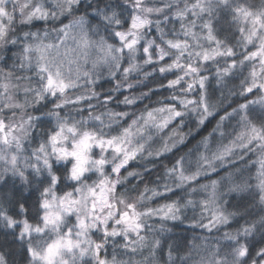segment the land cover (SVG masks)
I'll list each match as a JSON object with an SVG mask.
<instances>
[{
  "label": "clouds",
  "instance_id": "clouds-1",
  "mask_svg": "<svg viewBox=\"0 0 264 264\" xmlns=\"http://www.w3.org/2000/svg\"><path fill=\"white\" fill-rule=\"evenodd\" d=\"M203 2L211 11L206 10L199 18H193L196 31L206 35L201 25L210 23L221 46L224 49L231 47L235 55L232 58L217 57L202 64L208 78L205 88L201 90L194 86L187 91L166 89L162 83L163 74L147 62L139 46L132 52L115 51L121 44L114 38V32L118 28L124 30V21L130 18V13L146 15L143 7L137 8V0H0V8L11 17L7 35L0 37V122L5 126L0 132V264H38L30 254H25L24 249L31 245L42 251L49 243L67 238L68 233L80 247L63 248L55 264H98L97 244L101 245L103 253L99 259H104L107 264H217V260L223 264H264V258L259 254L264 248V203L251 194L243 197L235 194L233 200V194L225 189L223 200L232 202L229 211L235 213L230 218L231 227L217 224L211 229L205 228L208 213H201L198 198L191 196L187 184L174 197L179 207L177 219L163 220L158 213L141 216L145 227L140 235L146 238L144 241L138 242L132 233L126 236L123 226L116 224L118 210L124 211L128 203L143 212L167 202L178 183L175 174L170 175L168 169L176 160L183 159L186 172L195 170L198 153L203 151L200 142L211 132L217 114H222L224 109L232 111L239 102L248 103L264 96L261 91L246 101L239 95V82L248 77L253 62L239 64L251 45L244 44L238 28L246 26L238 24L233 14L237 6L264 12V0ZM25 3H40L50 14L46 20H27L30 8H23ZM145 3L154 11L139 33L141 43H162L161 33L171 38L182 37L180 23L173 14L190 0H145ZM68 25H71L67 29L69 38L59 49L57 62L63 61V78L73 86L63 94L57 92L54 95L45 89L46 74L38 70V57L29 54L30 59L22 58L23 45L30 40L24 34L35 32L46 43H58L63 36L61 29ZM82 34L91 42L87 49L78 46ZM101 40L112 45L115 59H103L104 53L98 47ZM200 44L215 47L203 37ZM65 47L72 49L67 57L64 56ZM168 52L174 55L173 50ZM56 55V49L50 50V57ZM230 59L237 60V75L234 82H222L216 76V68L219 66L222 70L225 61ZM129 65L133 66L132 70L124 72L123 68ZM255 66L259 68L258 63ZM4 84L8 86L5 88ZM201 94L206 96L209 105L210 114L205 123H198L203 114L199 105L182 106L180 110L185 115L173 125L178 135L167 139L168 150L158 154L160 144L171 129L163 134L151 130L153 142L148 143L146 138L139 141L145 143L144 150L119 175L112 171L119 164V158L112 153L93 146L85 153L86 161L73 155L85 132L108 136L129 116L153 106L160 96L198 99ZM133 100L134 103H129ZM193 107L197 111H192ZM252 107L257 117L264 119V104ZM121 112H127L129 116H120ZM54 136L57 137L55 142ZM181 137L183 143H180ZM100 159L106 162L103 166L97 164ZM251 175L254 177V169ZM242 176L248 179L249 169H245ZM106 178L112 182L110 188L108 183H101ZM250 183L254 185L255 179ZM106 188L112 207L101 212V204L91 190L100 194ZM187 198L196 199V206L186 207ZM94 202H97L95 214L91 211ZM57 214L59 219H56ZM45 216L49 217L47 221ZM95 217L112 225L107 235L106 224ZM81 220L87 221V229L80 226ZM237 220L250 229L247 234H237ZM113 231L117 234L112 235ZM157 240L158 246L154 244ZM247 246L254 247L249 258L234 254L235 249Z\"/></svg>",
  "mask_w": 264,
  "mask_h": 264
},
{
  "label": "snow or ice",
  "instance_id": "snow-or-ice-1",
  "mask_svg": "<svg viewBox=\"0 0 264 264\" xmlns=\"http://www.w3.org/2000/svg\"><path fill=\"white\" fill-rule=\"evenodd\" d=\"M141 7L146 13L145 16L130 13V18L124 21V30L118 28L114 32V38L121 44V47L115 49V51L125 53L126 51L132 52L137 46L142 48L144 55L147 57V62L153 64L163 74L162 83L165 84L166 89L181 88L191 91L195 86L203 90L208 78L204 75L201 65H206L217 57H234L235 54L231 47L224 49L221 46L214 33L213 25L207 22L201 25L206 31V35L196 31V23L193 18H199L206 10L211 11L210 8L206 9L203 0H190V3H186L183 8H177L173 15L180 23L182 37L171 38L161 33L162 43H156L155 41L141 43L139 41V33L143 30L145 24L149 22L148 16L154 11L151 6L145 3V0H137V8ZM23 8H30L27 20H46L50 14L48 8L40 3L31 5L25 3ZM233 14L238 24L246 26L238 28L243 36L244 44L246 46L251 45L244 58L239 60V64L242 66L246 65L247 61L253 62L248 77L242 78L238 85L240 87L239 95L247 101L250 96H256L257 93L264 91V34H262L264 33V12H253L247 7L237 6L233 9ZM10 20L11 17L8 16L6 10L0 8V37L7 35L8 21ZM185 20L188 22L182 23ZM70 28L71 25H68L65 29H61L63 36L58 43H46L44 38L35 32L24 34L26 37H30V40L23 45L22 52L24 56L22 58L30 59L29 54H35L38 57V70L46 74L45 89L51 91L54 95L57 92L63 94L67 88L73 86L71 82L63 78L61 72L63 61L57 62L59 49L65 45V41L69 38L67 29ZM201 37L207 40L210 45L214 44L215 47L202 46L200 44ZM193 42H195V48H193ZM90 44L87 35L82 34L78 40V46L81 49H87ZM14 46L15 42H13ZM98 47L104 53L103 59L105 61L109 58L115 59L111 44H106L101 40ZM52 49L57 50V55L50 57L49 52ZM168 50H173L174 55H169ZM71 52V48L65 47L64 56L67 57ZM71 62L75 63V61ZM256 63L259 64V68L255 66ZM132 68L133 66L129 65L123 68V71L129 72ZM236 68V59L226 60L222 70L217 66L216 76L222 82L226 80L234 82L237 75ZM76 71L79 74V67ZM189 77L191 79H188ZM44 78L42 77V79ZM186 80L187 83H185ZM3 86L6 88L8 85L4 84ZM153 95H158V93H153ZM134 102V100L129 101V103ZM258 103L264 104V96L248 103L239 102L237 107L232 108V111L224 109L222 114H217L218 119H216L211 132L203 137L200 142L203 151L198 153L195 170L186 172L183 159L176 160L173 166L168 169L170 175L175 174L178 183L177 189L171 190L172 195L167 198L166 203L154 209H145L143 212L137 211L136 206L132 203H128L124 211L118 210L119 218L116 220V224L123 226L125 235L127 236L128 233L135 234L138 242L146 239L140 235L145 227L141 221L142 215L158 213L163 220L177 219L179 207L174 197L179 195V190H182L185 184L190 188L191 196L198 198L201 213H208V223L203 225L207 229H211L217 224H228L231 227L230 218L235 213L229 211L232 202L223 200V196L226 194L225 189H227V193L233 194V200H235V194H240L242 197L245 194H251L254 198H258L261 203H264V119L257 117L255 109L252 107V105ZM189 105H199V109L203 114L198 123H205L207 116L210 114L205 95L201 94L198 99L187 96L183 98L169 96L165 99L160 96L159 100L153 102V106L142 109L135 116H129L127 112L119 113L120 116H129V119L122 126L114 128L112 134L108 136H97L95 133L85 132L79 141L78 151L74 152L73 155L79 160L86 161L85 153L93 146L99 148L102 152L112 153L119 158V164L113 167L112 171L119 175L121 170L144 150L145 143L139 141L146 138L148 143L153 142L151 130L154 129L157 133L163 134L171 129L168 137L160 144L158 154L168 150L167 139L178 135V130L173 125L183 120L185 115L180 109L182 106ZM192 111H197V108L193 107ZM4 127L3 122H0V132L3 131ZM4 138L7 139L6 136ZM52 139L55 142L57 137L54 136ZM180 143H183L182 137ZM253 156L256 158L252 159ZM105 163L103 159L97 161L100 166ZM245 169H249L248 179H244L242 176ZM252 169H254V177L251 175ZM80 171H84V169H80ZM251 179H255L254 185L250 183ZM101 183H108L110 188L112 182L106 178V181H101ZM107 191L106 188L105 192L97 194L95 190H91V194L101 204L99 209L101 212L112 207ZM97 202L92 204L91 211L93 214L97 211ZM196 204V199L187 198L185 200L186 207H195ZM45 207H48L47 202H45ZM109 218H111V214ZM44 219L47 221L49 217L45 216ZM56 219H59L58 214ZM95 219L100 220V217H95ZM100 222L106 224L105 234L107 235L108 228H111L112 225L107 224L106 220H100ZM236 224L238 227L237 234L240 232L247 234L249 232L250 229L247 226L240 225L238 220ZM80 226L87 229V221L81 220ZM23 234L22 232L21 236ZM111 234L116 235L117 233L113 231ZM225 236L231 239L228 233H225ZM154 244L158 246L159 241H154ZM73 246L80 247V243L78 241L74 242L71 239V234L68 233L67 238L62 237L49 243L42 251L28 245L24 252L26 255L30 254L38 264H55L56 257L61 250L65 247L71 249ZM100 248L101 245L97 244L95 254L98 258V264H107L104 259H99L103 255ZM253 251V246L240 247L235 249L234 254L247 259ZM169 253H171V248H169ZM259 254L264 258V248L260 249ZM217 264H223V262L217 260Z\"/></svg>",
  "mask_w": 264,
  "mask_h": 264
},
{
  "label": "trees",
  "instance_id": "trees-1",
  "mask_svg": "<svg viewBox=\"0 0 264 264\" xmlns=\"http://www.w3.org/2000/svg\"><path fill=\"white\" fill-rule=\"evenodd\" d=\"M213 126H214V125H213ZM210 130H211V129L209 128V131H210ZM204 134L206 135V134H207V132H205ZM252 159H254V157H252Z\"/></svg>",
  "mask_w": 264,
  "mask_h": 264
}]
</instances>
